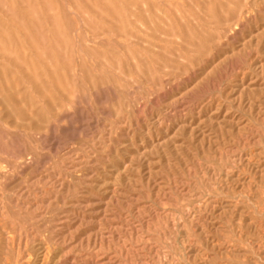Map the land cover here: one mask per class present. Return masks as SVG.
<instances>
[{"label": "rangeland", "instance_id": "rangeland-1", "mask_svg": "<svg viewBox=\"0 0 264 264\" xmlns=\"http://www.w3.org/2000/svg\"><path fill=\"white\" fill-rule=\"evenodd\" d=\"M0 264H264V0H0Z\"/></svg>", "mask_w": 264, "mask_h": 264}]
</instances>
